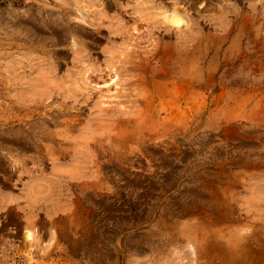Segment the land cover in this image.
Returning <instances> with one entry per match:
<instances>
[{
	"label": "rangeland",
	"instance_id": "374dc122",
	"mask_svg": "<svg viewBox=\"0 0 264 264\" xmlns=\"http://www.w3.org/2000/svg\"><path fill=\"white\" fill-rule=\"evenodd\" d=\"M90 4L0 0V264H264V0Z\"/></svg>",
	"mask_w": 264,
	"mask_h": 264
},
{
	"label": "crops",
	"instance_id": "0c3cea01",
	"mask_svg": "<svg viewBox=\"0 0 264 264\" xmlns=\"http://www.w3.org/2000/svg\"><path fill=\"white\" fill-rule=\"evenodd\" d=\"M91 2L90 4V8L93 9H101V7L104 6L105 4V0H89ZM100 11H104V9H101ZM18 195L17 194H9V193H1L0 191V208L4 206V204H7L9 201H11V203L16 201V197ZM7 202V203H6Z\"/></svg>",
	"mask_w": 264,
	"mask_h": 264
},
{
	"label": "bare ground",
	"instance_id": "6f19581e",
	"mask_svg": "<svg viewBox=\"0 0 264 264\" xmlns=\"http://www.w3.org/2000/svg\"><path fill=\"white\" fill-rule=\"evenodd\" d=\"M171 10V9H170ZM177 10V9H176ZM165 12V11H164ZM172 13V12H171ZM182 14V13H181ZM171 15V14H170ZM238 16V15H237ZM237 16H236V18H237ZM167 21V20H166ZM236 21V20H235ZM169 22L173 25V26H176V28L181 24V25H183L181 22H183L181 19H180V17L178 16V15H176V14H172V16L171 17H169ZM185 24V23H184ZM168 25V24H167ZM182 27V26H181ZM180 27V28H181ZM229 30V29H228ZM229 31H231V30H229ZM166 32V31H165ZM241 32V31H240ZM228 33V32H227ZM231 33V32H230ZM229 34V33H228ZM242 34V33H241ZM238 34H236V36H237ZM226 36V35H225ZM235 36V37H236ZM236 39H238L239 40V38H236ZM235 39V41H237ZM237 44V43H236ZM182 45V44H181ZM238 45H239V43H238ZM235 46V45H234ZM240 46V45H239ZM158 50V49H157ZM174 50V49H173ZM240 50V49H239ZM172 51V50H171ZM176 53H177V51H175ZM171 53V52H170ZM158 54H159V52H158ZM172 54V53H171ZM175 54V53H174ZM238 54V53H237ZM157 57V56H156ZM239 58V57H238ZM158 59V58H157ZM172 59V58H171ZM237 60V59H236ZM234 62V61H233ZM178 67V66H177ZM190 72V71H189ZM170 75V74H169ZM187 75V74H186ZM189 76V75H188Z\"/></svg>",
	"mask_w": 264,
	"mask_h": 264
}]
</instances>
